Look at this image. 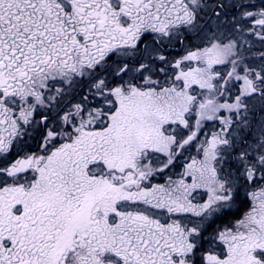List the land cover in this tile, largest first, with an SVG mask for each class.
<instances>
[{
	"label": "snow or ice",
	"instance_id": "6c2138e0",
	"mask_svg": "<svg viewBox=\"0 0 264 264\" xmlns=\"http://www.w3.org/2000/svg\"><path fill=\"white\" fill-rule=\"evenodd\" d=\"M0 264H264V0H0Z\"/></svg>",
	"mask_w": 264,
	"mask_h": 264
}]
</instances>
